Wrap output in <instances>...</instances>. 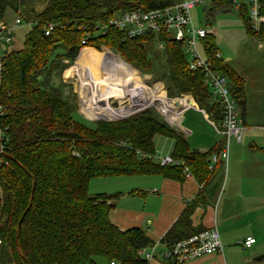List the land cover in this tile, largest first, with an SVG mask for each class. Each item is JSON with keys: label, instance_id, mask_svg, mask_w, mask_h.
<instances>
[{"label": "trees", "instance_id": "1", "mask_svg": "<svg viewBox=\"0 0 264 264\" xmlns=\"http://www.w3.org/2000/svg\"><path fill=\"white\" fill-rule=\"evenodd\" d=\"M179 1L45 0L46 4L37 10L26 0H0V14L9 6L32 24L23 47L11 49L10 44L0 60V264H148L141 252L154 242L144 228L122 229L110 219L119 194H89V184L94 177L155 174L182 181L181 166L161 165L153 157L155 135L173 140L171 155L187 165L204 186L161 241L170 245L199 231L192 227L191 215L197 206L212 204L221 186L223 174L209 170L208 163L210 155L222 145L204 152L192 149L182 132L163 122L151 108L87 126L74 118L75 93L67 96L64 84L48 82L59 56L68 64L75 61L83 38H87L88 46L100 48L106 44L137 68H150L147 55L149 47L154 51L156 39H127L114 28L93 36L95 26L120 11L154 9ZM260 2V14L264 15V0ZM230 8V0H214L206 17ZM238 14L249 34L264 37V22L258 29L252 28L245 3ZM47 23L53 28L46 35ZM203 43L206 56L227 77L231 94L243 111V77L220 55L216 56L211 33ZM58 48L61 53H55ZM158 50L167 55L164 68L169 72V93L193 94L199 103L213 109L218 119L220 106L204 85L201 73L187 68L183 45L170 37L163 39V47ZM110 71L109 95L117 79ZM83 76L78 72V80ZM138 102H130L127 108L135 110L140 107ZM98 105L93 110L96 116L113 114L109 106Z\"/></svg>", "mask_w": 264, "mask_h": 264}, {"label": "rangeland", "instance_id": "2", "mask_svg": "<svg viewBox=\"0 0 264 264\" xmlns=\"http://www.w3.org/2000/svg\"><path fill=\"white\" fill-rule=\"evenodd\" d=\"M26 1L31 2L37 10L46 4L45 0ZM208 7L209 4H199L192 9V20L196 27H202L211 33L220 57L243 77L244 95L241 94V96L245 97L246 100L245 108L242 111V113L245 112V114L243 113V123L240 120L241 116H239L243 128V139L237 142L232 137L230 139L229 158L218 162L214 168L215 172L218 171L217 173L221 172L223 174V179L215 200H212V206H216L217 223L222 226V229L227 226L231 227L229 230L232 237H238L240 233L249 232L254 239L261 240L262 255H264V37L258 38L249 34L244 19L240 17L236 10H220L215 12L212 17L207 18L206 11ZM16 17L20 18L21 23L14 30L13 41L10 45L11 49L23 47L25 36L32 27L29 19L17 15L16 11L9 6H5L0 14V23L13 24ZM98 34L99 32H94L93 36ZM90 47L96 48L94 46ZM99 47L96 48V51L100 53L97 56L104 55L108 61H104L102 65H99V58H96L98 63L95 66L100 68L89 79L83 76L78 80L77 70L74 66L76 59L68 64L69 61L62 56H59L54 63L52 73L49 76L48 82L51 85L60 86L64 84L62 89L65 95L70 96V92L75 93L77 107L73 115L77 121L94 127L97 120L113 121L126 118L128 116L125 115L130 113L132 109H123L118 104L119 102L121 103L129 97L130 102L139 101L141 107L144 99L150 101L152 97L157 99L156 103L139 111L151 108L170 127L179 130V132L182 131L180 126L185 131L187 130L188 132L184 131V134H182L186 136L192 149H209L213 147L214 142L218 143V141L222 144L224 137L220 135L222 129L218 126L217 120H219V117L217 119L213 109H209V106L205 103H199L191 93H169V72L167 68H164L166 63L164 59L167 55H161L157 45L154 46V51L149 47L150 55L148 52L147 57L151 65L147 69L137 68L128 61L125 62L131 66L129 65V69H123V65L119 64V62H123L111 52L106 44L102 43ZM61 52L62 49L60 48L55 50V53ZM59 63L61 64L58 65ZM109 63L111 65L107 66ZM125 67H128V64L124 65ZM111 68L112 72L119 76L111 93L112 96L119 99L118 103L113 102L114 104H112L116 108H111L108 104L112 88L111 74L109 73ZM130 69L136 70V73L127 75L125 70ZM129 84L133 88L129 87ZM76 87H79L81 105L76 94ZM124 94H127V97H121ZM161 96L166 97V99L183 97L192 101L194 106H198L202 112L204 111L206 117L215 125H210L198 109L190 107L183 115L179 126L181 115L178 119L172 120L168 115H164L159 111V103L165 100ZM98 102L100 107L108 109L110 107L113 114L98 113L97 117L90 115L95 114L93 110L94 107H97ZM109 102L112 103L110 100ZM84 105L87 107H83ZM88 111L89 114H87ZM124 111H128V113H124ZM238 112L240 113V110ZM121 115L123 116L119 117ZM173 144L171 138L155 135L153 138L155 159L158 156L171 155ZM136 177L141 176L123 177L121 178L122 181H108L104 177H94L90 180L89 194L112 193L117 192L118 189L131 190L135 186L133 184L138 182L133 180L137 179ZM262 262L264 264V259Z\"/></svg>", "mask_w": 264, "mask_h": 264}, {"label": "built area", "instance_id": "3", "mask_svg": "<svg viewBox=\"0 0 264 264\" xmlns=\"http://www.w3.org/2000/svg\"><path fill=\"white\" fill-rule=\"evenodd\" d=\"M214 0H180L167 6L158 7L154 9L135 8L131 10L120 11L114 13L105 23L95 26L94 31L107 33L109 29L114 28L127 39H141L149 38L156 39L158 49L163 47V39L171 37L172 40L180 42L183 45V51L186 55V65L191 71L199 72L202 75L204 85L210 91L212 97L220 106L218 126L222 129L224 141L218 151H214L209 158L208 169L213 170L215 165L224 160H227L229 154L230 139L233 137L237 142L242 139V130L238 104L236 99L232 96L227 77L221 73L214 65L211 58H208L205 43L203 38L208 35V31L202 27H196L191 11L199 4H212ZM231 8L239 13V9L243 8L244 3L247 5V17L252 25V28L258 29L260 24L264 22V15L260 14L261 2L260 0H230ZM21 23L19 17H16L13 24L0 23V60L7 47L13 41V33L15 28ZM53 24L47 23L45 34H49L52 30ZM87 38L81 40L80 55L84 49H94L86 45ZM112 52V50H111ZM114 53V52H112ZM117 55L122 62H125L120 55ZM216 53V56H219ZM77 58V57H76ZM127 63V62H125ZM75 64V63H74ZM130 65L129 63H127ZM75 66V65H74ZM131 66V65H130ZM0 62V70H1ZM129 87L131 85L129 84ZM133 88V87H131ZM166 99V97H164ZM114 99V100H112ZM127 99V100H126ZM121 103L117 102L119 99L110 96L108 104L111 108L114 107L113 102H117L123 108L129 107L130 99L127 97ZM109 100L112 102L110 103ZM168 102H160V112L164 115H174L176 118L182 116L183 112L194 106L190 101L182 98L166 99ZM126 101V102H125ZM149 101V99H148ZM156 98H150V101L141 105L139 108L126 114L137 113L140 109L155 104ZM178 102V104H176ZM1 110V108H0ZM133 115V114H132ZM123 115L119 116L122 117ZM2 151V149H0ZM156 153L153 154L155 158ZM144 157V155H142ZM156 160L165 166L179 165L182 168L184 178L192 177L190 168L180 163L172 155H165L164 157H157ZM255 242L253 237H247L242 245L249 247ZM150 252L142 250L141 254L147 260L152 257L154 246L150 247ZM222 251V244L218 228L213 225L211 227L196 231L190 235L181 237L166 245L163 251V257L173 263H184L202 256H207L213 253ZM113 264V262H111Z\"/></svg>", "mask_w": 264, "mask_h": 264}, {"label": "crops", "instance_id": "4", "mask_svg": "<svg viewBox=\"0 0 264 264\" xmlns=\"http://www.w3.org/2000/svg\"><path fill=\"white\" fill-rule=\"evenodd\" d=\"M79 56L80 55L77 56L76 60ZM104 61H108L107 57L104 55H102L101 57L99 56V65H102ZM84 64L86 66L90 65L88 63ZM110 65L111 64L109 63L107 66ZM125 71L126 74L129 75V71ZM76 91L79 103L81 105L79 87H76ZM83 107L87 106L84 105ZM193 108L198 109L203 114V118H205L210 125H215L211 120L206 117L205 112H202L198 108V106H193ZM186 110L180 117V121L178 120L180 122L179 126L183 119V115L187 112ZM239 110L240 113H238L239 116H241L240 120L243 123V115L245 114V112H243L244 114L242 113L241 107ZM89 113L90 112L88 111L87 114ZM170 119L174 120L178 118H176L174 115H170ZM180 129L183 132L181 130L180 131L184 134L185 130L181 126ZM185 132L188 131L186 130ZM220 135L223 136L222 134ZM221 145L222 144L219 141L218 143L214 142L213 147L209 149H217ZM206 150L208 149H199L200 152H204ZM133 176H141L136 177L137 179H133L138 181L133 184L135 185L133 189H118L117 192H112L118 193L119 196L115 202V207L110 212V219L122 229H126L133 226H141L144 228L146 235L150 239H152L155 244L152 257L148 259V264H175L172 261L164 259L163 251L166 247V244L162 242L161 239L167 232V230L181 215L186 205L195 197V195L199 191L204 188V186L203 184H199L194 176L190 178H184L182 181L165 178L157 174L146 176ZM123 177L117 176L116 178H104H106V180L108 181H122L121 178ZM212 205L213 204H210L205 207L197 206L191 215V223L194 229L198 228L199 230L211 227L213 225H215L217 228L219 227L218 231L220 233L222 251L219 253H213L207 256H202L184 263L176 264H262L264 255H262L263 248L261 246V240L255 238V242L253 244H251L249 247H244L242 245L243 241L247 237H253L252 234H250L249 232H244L240 233L238 237H232V234L229 230L231 227L227 226L222 229V226L218 225L216 206L213 207ZM145 252H150V249H146ZM259 257L262 258L257 259Z\"/></svg>", "mask_w": 264, "mask_h": 264}, {"label": "bare ground", "instance_id": "5", "mask_svg": "<svg viewBox=\"0 0 264 264\" xmlns=\"http://www.w3.org/2000/svg\"><path fill=\"white\" fill-rule=\"evenodd\" d=\"M98 54H100V53L95 51L94 49H84L82 51V53L80 54V56L78 57V59L75 62V67L77 70V77H78V72H82V74H84V77L89 79L91 75H95L98 72L100 67L95 66V64L98 63V60L96 59V55H98ZM84 63H88L90 65L86 66ZM119 64L123 65V69H124V65H127L124 62L123 63L119 62ZM129 67L130 66L128 65V67H125V69H129ZM128 71H129V73H136V70L130 69ZM118 79H119V76H117V81H118ZM161 97L164 98V96H161ZM161 97H159V98H161ZM165 101H166V103L168 102L166 99L162 102H165Z\"/></svg>", "mask_w": 264, "mask_h": 264}, {"label": "water", "instance_id": "6", "mask_svg": "<svg viewBox=\"0 0 264 264\" xmlns=\"http://www.w3.org/2000/svg\"><path fill=\"white\" fill-rule=\"evenodd\" d=\"M112 52H114V54H117L115 51H112ZM176 104H178V102H176ZM179 131V130H178ZM260 258H262V257H259V258H257V259H260Z\"/></svg>", "mask_w": 264, "mask_h": 264}]
</instances>
